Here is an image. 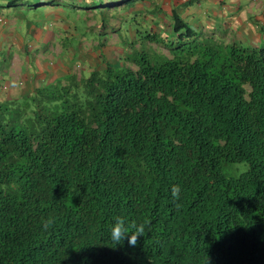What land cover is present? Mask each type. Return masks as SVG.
<instances>
[{
    "label": "trees",
    "instance_id": "1",
    "mask_svg": "<svg viewBox=\"0 0 264 264\" xmlns=\"http://www.w3.org/2000/svg\"><path fill=\"white\" fill-rule=\"evenodd\" d=\"M156 10L131 16L119 66L0 104V264H264V46ZM116 217L150 222L134 247Z\"/></svg>",
    "mask_w": 264,
    "mask_h": 264
},
{
    "label": "crops",
    "instance_id": "2",
    "mask_svg": "<svg viewBox=\"0 0 264 264\" xmlns=\"http://www.w3.org/2000/svg\"><path fill=\"white\" fill-rule=\"evenodd\" d=\"M6 1L0 5V104L17 102L46 84L102 67L99 48L92 46L88 53L75 47L78 35L94 33L89 25H77L58 15L61 2L72 6L80 0H32L31 7L38 10L31 16L22 7L27 0ZM194 2L200 14L193 13ZM155 8L153 15L160 19L170 17L175 9L181 17L190 18L191 27L227 43L264 46V0H138L130 12L149 18ZM94 51L97 62L90 57Z\"/></svg>",
    "mask_w": 264,
    "mask_h": 264
},
{
    "label": "rangeland",
    "instance_id": "3",
    "mask_svg": "<svg viewBox=\"0 0 264 264\" xmlns=\"http://www.w3.org/2000/svg\"><path fill=\"white\" fill-rule=\"evenodd\" d=\"M100 0H80L77 3L72 4V6L68 5L65 2H61L60 10L58 11V15L62 17V19L71 20L74 22V24L77 25H89V28L94 32L93 34H81L78 35L80 39L77 41L78 43L75 44V47L79 51H85L88 53H92L93 47L94 49L99 48L101 50V54L104 56V59L107 60L110 64L114 66H119L121 63L120 55L122 53V40L126 38L133 39V29H130L132 32V36H126V28L130 26L132 22L133 14L131 12H123L122 14L124 16H127L128 18H123V15H119L118 13H115V10H103L101 15L97 13L98 10L101 8H95V6H99ZM204 2V1H203ZM6 0H0V5H6ZM34 4L32 0H27L24 2V5H22L23 8H25V15H30L31 12H35L38 10L37 7H31V5ZM205 3H202L201 5H204ZM193 8V13H198V5L195 2L191 4ZM189 7V6H188ZM59 16V17H60ZM186 21H190L189 19H186ZM130 23V24H129ZM133 23V22H132ZM164 24V22H163ZM133 28V27H132ZM122 34H120V31ZM68 42L74 43L73 39L71 37H67ZM67 40V39H66ZM138 40V39H137ZM90 44V45H88ZM139 48V46H136ZM94 56H90L93 58L95 62L99 60V56H97L96 51L93 52ZM99 64L102 62H98ZM100 66V65H98ZM95 67V66H94ZM88 70V68H86ZM75 72H78L77 69H74ZM85 71H82V73ZM29 73H32V69H29ZM87 73V72H86ZM77 74V73H76ZM85 74V73H84ZM83 85H79L78 87L74 88L71 87V89L76 90L77 92H82ZM58 87L50 86L48 87V91H57ZM44 112V110H43ZM15 116H10L11 121H15ZM231 168L230 166H227L223 169L224 174L229 175L231 174ZM233 172V171H232Z\"/></svg>",
    "mask_w": 264,
    "mask_h": 264
},
{
    "label": "clouds",
    "instance_id": "4",
    "mask_svg": "<svg viewBox=\"0 0 264 264\" xmlns=\"http://www.w3.org/2000/svg\"><path fill=\"white\" fill-rule=\"evenodd\" d=\"M181 188L179 185H172L170 193L173 199L179 197ZM54 218L47 219L43 222V228L47 230ZM148 220L142 222L127 221L123 217H116L108 228V235L114 246L122 244L125 240L130 247H134L137 244L138 238L143 237L146 233V227L149 225ZM207 264V260H206Z\"/></svg>",
    "mask_w": 264,
    "mask_h": 264
}]
</instances>
